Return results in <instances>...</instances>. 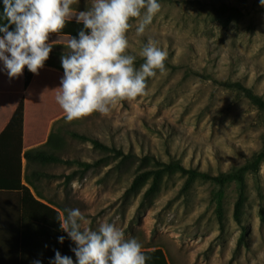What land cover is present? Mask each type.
Returning <instances> with one entry per match:
<instances>
[{
  "label": "rangeland",
  "instance_id": "obj_1",
  "mask_svg": "<svg viewBox=\"0 0 264 264\" xmlns=\"http://www.w3.org/2000/svg\"><path fill=\"white\" fill-rule=\"evenodd\" d=\"M158 3L161 10L143 35L135 31L140 18L130 21L126 54L136 57L139 68L140 52L151 39L168 53L166 71L147 79L146 94L119 101L107 115L72 121L64 116L51 128L52 145L38 149L65 163L30 164L27 173L40 183H60L65 210L79 208L87 220L82 229L113 223L142 250L161 249L168 264H264V163L258 175L246 176L241 225L233 218L237 189L234 184L224 189L222 229L214 204L219 188L209 181L198 179L185 189L186 176L173 171L148 194L151 177L131 190L138 175L165 165L217 176L262 150L264 113L233 85L264 99V7L260 0ZM71 7L72 21L91 0ZM68 40L53 47L45 62L62 67ZM45 86L55 88L52 81ZM51 91L49 102L57 96ZM92 140L107 150L95 148ZM84 163L92 167L83 171ZM73 172L74 180L65 183L63 177ZM42 187L45 194L58 188Z\"/></svg>",
  "mask_w": 264,
  "mask_h": 264
},
{
  "label": "clouds",
  "instance_id": "obj_2",
  "mask_svg": "<svg viewBox=\"0 0 264 264\" xmlns=\"http://www.w3.org/2000/svg\"><path fill=\"white\" fill-rule=\"evenodd\" d=\"M78 0H3L0 15V61L8 77H19L25 67L33 73L44 67L55 41L49 35L60 33L72 15ZM264 7V0H260ZM161 10L158 0H91V7L76 14L82 24L79 38L70 37L68 51L61 56L64 76L55 97L68 121L93 113L107 115L121 100H133L146 94L147 79L157 70L166 71L168 53L149 39L140 55L126 54L130 21L140 18L136 35H143L154 16ZM14 25V31L9 28ZM61 230L76 245L71 251L76 264H146L147 256L137 239H125L124 232L113 223H101L98 230L82 229L87 223L79 208L65 210ZM64 243V237L58 238ZM33 264H40L39 260ZM50 264H74L69 256L55 252Z\"/></svg>",
  "mask_w": 264,
  "mask_h": 264
},
{
  "label": "crops",
  "instance_id": "obj_3",
  "mask_svg": "<svg viewBox=\"0 0 264 264\" xmlns=\"http://www.w3.org/2000/svg\"><path fill=\"white\" fill-rule=\"evenodd\" d=\"M2 13L3 0H0V15ZM14 29L15 26L12 25L9 31ZM2 37L3 33H0V38ZM65 39L67 37L51 36L48 42L55 41L53 47L57 48L60 41ZM50 55H52L51 52ZM23 76L24 70L19 77L10 79L3 62L0 61V134L8 125L20 100H23L22 151L24 153L43 147L48 141L51 128L65 116V113L58 107L56 99L48 101L49 93H46L61 87L60 81L64 76L62 67L44 65L38 74H33L26 89H23ZM48 81H52L55 88L48 89L50 87L45 86ZM56 92L58 95V90ZM26 168V161L23 159L22 185L29 189L35 201L57 212L62 221L66 215V196L65 192L60 190V183H40L35 180L33 173H27ZM42 186H58L57 192L42 193L40 192ZM72 189L74 191V185ZM22 199L21 192L0 190V264H20V262L33 264L36 259L40 260L35 258L38 255L42 256V262L52 261L59 242L55 215L42 207L35 206L28 198L25 199L26 207L23 209Z\"/></svg>",
  "mask_w": 264,
  "mask_h": 264
},
{
  "label": "trees",
  "instance_id": "obj_4",
  "mask_svg": "<svg viewBox=\"0 0 264 264\" xmlns=\"http://www.w3.org/2000/svg\"><path fill=\"white\" fill-rule=\"evenodd\" d=\"M82 24L77 23L76 21L67 20L66 26L61 30L60 33H52L51 36H63L70 39V37L79 38L78 33L82 29ZM47 66H53L49 63H44ZM33 78V73H31L27 67L24 68V76H23V89H26L31 80ZM240 91L243 96L260 112L264 113V99L260 96L254 94L250 89L243 87L242 85L236 83L233 85ZM23 116H24V103L23 100H20L16 110L14 111L8 125L0 134V190L5 192H21L23 195L22 199V207H26V198L30 199L37 207H42L50 213L55 215L56 221V230L60 236L64 237V243L61 244L58 242L57 251L60 252L62 256H69L72 258L74 264H76V257L74 253L71 251L72 248L76 247V245L71 241V239L67 236V233L61 230L60 227V218L59 214L48 207H45L41 203L35 201L29 189L22 185V160L26 161V166L30 164H60L65 163L63 160L53 154L47 153L42 149H35L26 151L23 153L22 151V136H23ZM78 137L77 135H74ZM52 139V140H51ZM53 137L52 134L49 136L45 147L52 145ZM91 143L97 149H101L106 151L107 148L100 145V143L96 140H92ZM117 156L122 155L120 152L116 153ZM128 157L123 156V159ZM102 162L99 161L95 163L100 165ZM264 163V144L262 150L258 153L254 154L243 166L239 168H234L228 173L218 174L217 176H212L206 173H200L193 170H185L180 165L170 164L165 165L162 168L156 170H150L138 175L131 186V190L136 187L139 182H143L149 177L152 178V184L150 189L146 194L152 192L156 189L158 183L161 181L163 175L167 172H179L182 175L186 176V181L184 188H188L191 184L196 180L209 181L219 189L214 195V204H215V216L216 220L219 224L220 229L223 226L224 220V209H223V200H224V189L231 184H234L238 195L236 202L234 203L233 210V218L237 222V224L241 225V217L243 213V208L246 203V176L247 175H258L261 165ZM83 171H88L92 165L87 163L83 164ZM76 172L68 176H64V182L69 183ZM83 175V173H80ZM53 178V177H52ZM55 178V177H54ZM262 214V211H261ZM262 216V215H261ZM59 219V220H58ZM47 226H49L46 223ZM143 253L147 256L146 264H168L165 254L161 249H152V250H142ZM52 257V256H50ZM35 258H40V264H50L49 262H42V256L38 255ZM38 260V259H36ZM22 264V262H20Z\"/></svg>",
  "mask_w": 264,
  "mask_h": 264
}]
</instances>
